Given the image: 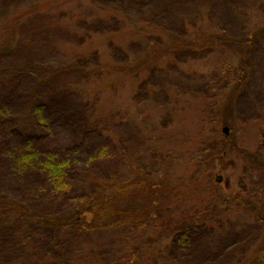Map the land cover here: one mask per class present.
Masks as SVG:
<instances>
[{"label": "trees", "instance_id": "obj_1", "mask_svg": "<svg viewBox=\"0 0 264 264\" xmlns=\"http://www.w3.org/2000/svg\"><path fill=\"white\" fill-rule=\"evenodd\" d=\"M64 1L38 4L52 6L59 22L46 28L39 20L40 30L26 39L35 46L30 63L0 66V264H177L173 260L192 244L205 245L209 264H264V224L255 242L217 259L210 256L233 224L262 215L263 199L229 179L233 173L222 184L217 172L241 155L250 164L240 169L264 173V161L242 136L246 126L259 129L264 120H240L234 112L248 80L245 59L258 42L264 44V20L252 35L224 38L206 31L209 15L203 21L183 15L180 30L171 32L143 11L108 4L92 21L65 10ZM38 5L0 24V56L13 46L21 16L36 13ZM69 44L73 52L66 69L86 78L56 82L41 97L43 83L63 70L52 56ZM43 46L51 52L46 61ZM226 50L241 57L231 80L190 90L166 85L162 100L134 102L157 71L176 69L180 59L205 51L222 57ZM21 73L33 76L34 86L26 92L12 80ZM126 104L134 105L129 120L146 149L143 162L112 125L116 114L129 116ZM154 104L159 114L152 118L146 110ZM183 120L191 123L188 131ZM263 132L257 145L264 143ZM243 214L247 218L240 221ZM110 230L117 235L114 255L88 241L93 233Z\"/></svg>", "mask_w": 264, "mask_h": 264}, {"label": "rangeland", "instance_id": "obj_2", "mask_svg": "<svg viewBox=\"0 0 264 264\" xmlns=\"http://www.w3.org/2000/svg\"><path fill=\"white\" fill-rule=\"evenodd\" d=\"M41 1L42 0H0V24L7 20L10 21L11 17L17 14L18 11L20 13L25 10V8H30L31 4L35 3L36 6ZM108 4L128 7L131 12L143 11L148 14L147 16L151 17L154 21L161 23L163 27L171 32H177L180 30L181 19L184 17L183 15H188L190 17L189 19H194L196 21H203V19L209 15L211 18L209 24L210 27L208 29L206 28V31L209 33L211 32L216 36L219 34L224 38H238L243 34L252 35L255 27L254 25L262 23L260 22V18L264 20V0H84V2L83 0H66L63 2L62 6H64L63 8H65V10L71 12L76 11L82 17L97 21L98 17H100L99 14L101 13V10L106 7L104 5ZM207 5L210 7L205 8ZM241 5L244 6L242 10L241 7L239 8ZM37 7L38 9L36 13L32 12L31 15L21 16L20 22L18 23L20 32L17 35H14L15 41L13 42V46L10 47L8 53H2L0 56V66L3 65V67H8V65H12L14 67H19L21 65H28V62L30 63V57L32 58V52L35 46H33L30 41H26V39H31L32 34L36 32L35 28H39L40 30V25L38 24L39 20L40 23H44L43 25L46 28L58 24L59 18L55 17V9H53L52 6L41 7V5H38ZM252 13H254V16H252ZM39 14V19L34 21V17H38ZM31 19L33 20V23H31ZM70 23L74 24L75 22L70 21ZM32 25H35V27ZM72 28H75V24ZM41 30H43V27ZM226 51V55L224 56L223 54L222 57L219 53L209 55L207 51L200 55H191L189 58L180 59L176 69L157 71L154 74L150 87L148 88L145 83L141 91L135 94V98L133 99L134 102L141 104V102L145 100L155 102L162 100L165 95L164 86L166 85H170L179 90H190L193 89L195 85L207 86L210 81L212 82L211 84H213L212 80H231L236 75V68L241 64L238 60L241 59V57L238 56V59H236L232 52L228 50ZM40 52L41 56L44 55V57H46L44 58L45 61L50 58L51 52L49 46H43L42 49L40 48ZM72 52L73 49L69 44L62 49L61 53L58 55L59 57L56 55L52 56V61L54 63L58 62L59 65L64 64L62 66L63 70L61 74L57 75L58 77H54L43 83L40 90L41 97L46 96L48 92H50L52 85L56 82H60L61 84L67 81V83L71 82L74 84L78 80L79 75L81 78H86V75L82 76V74L78 73L75 69H66L67 66L71 64L70 59ZM53 58H55L56 61L53 60ZM35 60L40 61L37 58H35ZM245 61L248 80L244 90L241 91L236 98L234 112L240 120L245 118L251 119L252 117L257 116L264 120V44L258 42ZM223 66H226L229 71L221 72L220 68ZM189 72L195 74L190 75L191 73ZM12 80L20 92H26L34 86L33 76L29 73H23L22 75L19 74L12 78ZM71 102H74L73 98ZM155 105L156 104L150 106V111L146 110L152 118H155V115L158 116L159 114V110ZM133 107V104H126V107L123 109L125 112L127 111L129 113L128 117H126L125 114H116V111L112 110L113 113L118 116L112 122V125L119 130L124 141L133 150V153L141 158L140 160L143 162L147 155L145 151L146 149H144V146L140 147L138 145L139 142L136 139L139 136L136 131L137 126L129 120L132 112H134ZM135 110L142 112V110H137L136 108ZM119 115H122L123 118ZM180 125L188 131L191 123L183 120ZM261 129L264 131V124L260 126L259 129L256 124H249L244 128V132L240 130V134L243 132L242 136L245 141L254 145L253 148L257 150V156L261 158L260 160L264 161V143L262 145L261 143L260 145H257ZM95 135H90L93 140L96 138ZM92 143L95 145L94 141H92ZM88 146L91 147L90 145ZM136 152L138 154H136ZM235 157H237L236 160ZM97 158L98 165L101 160L99 157ZM230 159H227L223 164V167L217 172V176L220 175L223 178L222 184L226 181L225 178L227 174L229 177L230 173H233L229 179H232V181L237 180L246 185L254 198L264 200V173L257 167L246 168L245 170L244 168L240 169L239 166L241 164H250V160L245 158L243 161L241 155L234 156V158ZM233 184L234 183L232 182L231 185ZM260 212H262V215H259V217H251L250 219L245 220V223L238 222L233 224L225 232L226 234L224 233L223 235L224 238L221 241H224V244L221 248L217 247L216 251L211 253L210 256H214L215 259H217L218 257L220 258L234 252L240 247L255 242L263 231L264 206L263 210L261 209ZM246 218L247 215L245 214L239 217L240 221ZM166 233L164 234L165 237L169 234ZM153 234H155L154 237H159L158 233ZM116 236V233L111 232V230L105 232L102 236L96 232L90 236L91 238L88 241L91 242L93 246H96L98 250L104 249L108 251L109 254L114 255L118 252V245L115 243L117 239ZM205 249V245L192 244L190 247L186 249L184 248L183 250L185 251L181 252L178 257L176 256V259L173 261L177 264H209L210 260L204 258V254L207 252ZM212 264L216 263L212 261Z\"/></svg>", "mask_w": 264, "mask_h": 264}, {"label": "water", "instance_id": "obj_3", "mask_svg": "<svg viewBox=\"0 0 264 264\" xmlns=\"http://www.w3.org/2000/svg\"><path fill=\"white\" fill-rule=\"evenodd\" d=\"M223 130H224V132H225L226 134H229V133H230V128H229V126H224ZM222 179H223V178H222L220 175L217 176V180H218L219 182H221Z\"/></svg>", "mask_w": 264, "mask_h": 264}]
</instances>
